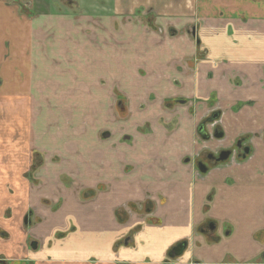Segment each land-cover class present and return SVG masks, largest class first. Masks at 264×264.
<instances>
[{
	"label": "crops",
	"instance_id": "obj_1",
	"mask_svg": "<svg viewBox=\"0 0 264 264\" xmlns=\"http://www.w3.org/2000/svg\"><path fill=\"white\" fill-rule=\"evenodd\" d=\"M152 1L106 0L115 5H94L87 14L75 9V0H58L62 7L53 11L45 0H0V257L14 259L4 264L46 258L35 257L43 246L38 233L30 234L38 240L36 252L25 246L23 218L32 207L50 222L59 199L74 226L93 220L101 232L126 231L94 237L99 252L92 249L83 260L164 264L174 246L186 242L174 264H264V150L244 165L198 178L187 163L211 99L225 109L224 138L208 146L227 148L239 134L258 129L264 63L249 38L264 41V0H205L197 15L182 5L171 14L164 6L154 21H144ZM193 28L206 55L191 68L185 61L196 52L188 35ZM120 97L129 118L119 117ZM177 98L186 104L164 107ZM248 100L256 101L254 109L240 107ZM192 101L201 106L195 116ZM87 121L94 128L87 129ZM34 159L36 189L26 181ZM60 179L63 198L48 190ZM86 190L94 192L92 200H82ZM146 194L153 205L148 216L117 222L116 208ZM131 232L132 241L114 249ZM50 257L54 264L68 259Z\"/></svg>",
	"mask_w": 264,
	"mask_h": 264
},
{
	"label": "flooded vegetation",
	"instance_id": "obj_2",
	"mask_svg": "<svg viewBox=\"0 0 264 264\" xmlns=\"http://www.w3.org/2000/svg\"><path fill=\"white\" fill-rule=\"evenodd\" d=\"M19 1V0H17ZM20 6V10L24 11L27 10L28 6L26 3H18ZM191 38L194 40V44L196 47V52L194 56L190 59H186L185 63L189 64V67L193 68L195 63L198 62V60L205 57L206 52L205 50L200 51L199 48L201 47V43L197 37L196 30L193 28L191 30ZM184 105L186 104V101L177 98L175 100H169L166 103H164V107L168 110H173L174 105ZM125 101L120 97L118 101V107L120 112V119L123 118H129L130 116L126 115V111L124 109ZM257 105L256 101L254 100H248L245 102H242L240 107L249 109H254ZM201 106L196 103L195 101H192L190 106V114L196 115V112L200 110ZM257 110V109H256ZM225 114V109L214 99L210 100V103L207 106V109L203 114L200 116L198 123L195 126V135H194V145H196V148L193 152V155L191 158H187V163L190 164L194 177H203L211 170L217 169L219 167H230V166H237V165H244L248 162H250L253 157L255 156L256 152L263 151L264 150V111L260 109L258 112L257 110V118L259 119V126L256 130H248L246 132H243L239 134V136L231 142L230 146L227 148H222L218 144L217 146H208V143L215 141L220 142L224 138V134L222 132V119ZM162 121V119H160ZM177 121L176 119H174ZM173 120V121H174ZM248 122L250 123L251 119L250 117L246 118ZM139 130V129H138ZM142 129L140 128V131ZM107 133V134H106ZM106 134L107 138L110 137V134L108 132H102V136ZM130 141V140H129ZM259 146V148H258ZM222 152L227 153V157L223 161H218V158L220 157V154ZM36 157V156H34ZM38 167V162L36 160H32L31 166L29 168V171L26 173L27 179H33V176L36 174V170ZM200 167L204 168L205 171L201 172ZM129 172L132 171L133 167H127ZM134 170V169H133ZM32 173V174H31ZM35 182V181H34ZM82 200H92L94 198V192L90 190H86V192L81 193ZM42 202L47 203L45 199L42 200ZM61 205V200H57L56 204L52 205V209L50 211H53L54 209L58 208ZM124 207H127V210L124 209ZM153 211V205L151 201L149 200L148 194L143 196V199L141 201H137L135 203H131L129 205H124L119 208H116L114 211V216L119 223H125L129 218L137 216L139 219H143L144 217L148 216ZM42 216H39L35 210V208H28L24 218H23V226L21 228L24 235H26V247L29 250H34L36 252V248L38 247V240L36 238L30 237V231L33 230L37 225L42 223ZM141 225H138L135 228V232L141 230ZM211 230H214V224L209 223L208 226ZM70 231H73V228L71 227L69 231L60 232L53 237V241H58L65 239ZM132 232L131 234L124 237L121 242L114 245V249L118 245H128L132 241ZM36 237V236H35ZM31 238V240H29ZM29 241V242H28ZM52 241V240H51ZM49 241V243H51ZM186 247V242H180L174 246V248L169 252L168 258L165 260L164 264H174L176 261H178V254L181 253ZM34 248V249H33ZM261 260H264V251L260 253ZM46 257V256H45ZM93 259V258H92ZM14 259H7L4 257H0V264H4L5 262H12ZM17 260V259H16ZM21 261H25L27 264H54V260L47 256L46 258L39 259V260H28V259H21ZM57 261V260H56ZM94 261V262H92ZM55 263L60 264H107L106 261H99V260H65V261H58ZM187 264H203L201 262H198L196 260H191Z\"/></svg>",
	"mask_w": 264,
	"mask_h": 264
},
{
	"label": "rangeland",
	"instance_id": "obj_3",
	"mask_svg": "<svg viewBox=\"0 0 264 264\" xmlns=\"http://www.w3.org/2000/svg\"><path fill=\"white\" fill-rule=\"evenodd\" d=\"M46 1V9L48 11H53L57 8L62 7L61 4L57 3L58 0H45ZM76 2H78V7L75 8L76 10H80L83 11L84 13L90 14V10H91V6L94 5H105V6H114L115 4L113 2L110 3H104L106 0H75ZM115 1V0H113ZM152 1V0H151ZM154 1V0H153ZM150 2L147 3V7H150V11L152 13H150V18L146 19L144 21H154L153 16L156 15V12L154 11H160L162 7H168L167 9L164 10H170V12H172L171 14H174L175 11L173 10V8L175 7V5L177 6H185L188 7L186 8L188 11L190 10V8H192L191 13L193 12L195 15L199 14V8L201 6V4H203V2L205 0H187L186 3H178L180 0H158V3L155 2ZM96 3V4H93ZM160 9V10H159ZM180 9V8H179ZM178 9V10H179ZM168 13V12H167ZM169 14V13H168ZM184 19V18H183ZM175 18H167L166 16L164 17V21L166 22H171V21H175ZM197 20L198 18L195 17V25L197 26ZM191 28V27H190ZM191 31L189 29V38H191L190 35ZM172 35V34H170ZM225 37V36H223ZM230 37V36H229ZM229 41H232L233 39L230 37L228 38ZM249 42L252 46H256L257 52L256 54L258 55L260 62L263 64L264 63V41H262V37L261 38H254V36L251 38H249ZM141 58V57H140ZM219 60H227V58H222L219 57ZM90 117V116H88ZM62 117L59 116V120L58 121H62L61 119ZM87 125V129L89 128H94L95 124H91L89 125V123H93V122H88ZM47 124V121L44 122V125ZM90 131H94V129H91ZM79 152H83V150L81 149ZM32 174V173H31ZM37 178L36 179H27L26 181L32 185L34 183V181L37 183ZM34 188L36 189L38 184H33ZM32 185V186H33ZM62 186H63V179H60V181L50 190L48 188V190L52 193V196L55 197H60L63 198V196L65 197V195H61L60 193H64V191L62 192ZM41 190V189H40ZM47 197V196H46ZM63 208L60 205L58 208L54 209L52 211V213L49 215L51 217L50 222H44L42 221L41 225H37L33 230L30 231V233H32L33 235H35L36 233H38V235H40L42 238L40 240V243L44 246L40 247L38 253L36 252L35 257H39L42 258L43 256H60V257H67L68 260L72 259L70 257H74L73 259H80L81 261L87 257L88 255H90V251L93 250L92 255H94V253H98L99 250L98 248H92V241L94 240V237H97L98 235L101 234H108V235H113V233H123L126 232L124 230V227H120L119 229L117 227L114 228H108L109 230L101 232V228L100 227H96L94 225H92V222H88L87 220L84 221L85 223H80L82 225H77L74 226V221L73 218L69 219L67 222V215L63 212ZM57 217H58V221H57ZM69 227H73V231H70L71 234H68L66 238L67 240L64 241V239L62 240H58V241H53L52 237H55L56 234L63 232L64 230H67ZM105 229V228H102ZM69 231V230H68ZM108 232V233H106ZM52 240V241H51ZM68 240L72 241V244L68 245ZM49 241H51V243H49ZM81 247V248H77L72 250L71 247ZM71 248V249H70ZM72 251L75 252V254L71 253ZM86 255V256H85ZM105 255V254H104ZM101 257V256H98ZM86 260H95V258H89ZM94 262V261H92Z\"/></svg>",
	"mask_w": 264,
	"mask_h": 264
},
{
	"label": "water",
	"instance_id": "obj_4",
	"mask_svg": "<svg viewBox=\"0 0 264 264\" xmlns=\"http://www.w3.org/2000/svg\"><path fill=\"white\" fill-rule=\"evenodd\" d=\"M226 157H227V153H226V152H222V153L220 154V157L218 158V161H223ZM200 171H201V172H204L205 169L200 167Z\"/></svg>",
	"mask_w": 264,
	"mask_h": 264
}]
</instances>
